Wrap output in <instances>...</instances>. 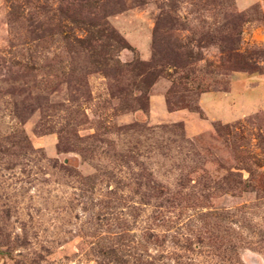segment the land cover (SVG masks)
I'll return each mask as SVG.
<instances>
[{
  "label": "rangeland",
  "instance_id": "1",
  "mask_svg": "<svg viewBox=\"0 0 264 264\" xmlns=\"http://www.w3.org/2000/svg\"><path fill=\"white\" fill-rule=\"evenodd\" d=\"M0 264H264V0H0Z\"/></svg>",
  "mask_w": 264,
  "mask_h": 264
}]
</instances>
